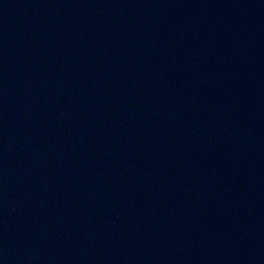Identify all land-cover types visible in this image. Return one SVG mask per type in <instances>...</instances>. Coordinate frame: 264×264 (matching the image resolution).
<instances>
[{
	"label": "water",
	"instance_id": "95a60500",
	"mask_svg": "<svg viewBox=\"0 0 264 264\" xmlns=\"http://www.w3.org/2000/svg\"><path fill=\"white\" fill-rule=\"evenodd\" d=\"M0 264H264V0H0Z\"/></svg>",
	"mask_w": 264,
	"mask_h": 264
}]
</instances>
